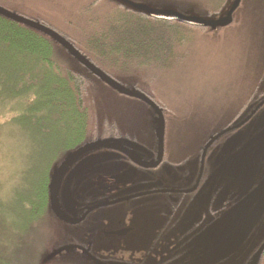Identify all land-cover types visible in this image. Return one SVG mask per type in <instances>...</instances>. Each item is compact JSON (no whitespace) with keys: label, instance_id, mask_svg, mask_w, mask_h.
Returning <instances> with one entry per match:
<instances>
[{"label":"rangeland","instance_id":"obj_1","mask_svg":"<svg viewBox=\"0 0 264 264\" xmlns=\"http://www.w3.org/2000/svg\"><path fill=\"white\" fill-rule=\"evenodd\" d=\"M3 1L4 4L0 3V5L12 13L23 17H28L29 15H40L45 19L47 17L55 26L72 33L84 46L83 49L87 47L96 54L99 61L108 69L111 77L130 78L127 83L124 82L126 85L134 82L133 78H139L138 84L156 83L158 93L155 95L159 99L165 100L170 105L171 111L170 116L167 118L161 142L164 150H167L169 157L173 159H178L186 154L191 156L189 164L178 170L170 166L172 168L171 178L180 179V183L185 177L184 174H189V171L195 168L198 170L200 165L198 164L199 156L196 150L204 142V138L211 135L214 128H219L211 125L214 123L220 125L232 119L239 105L249 97L250 87L255 86L259 80L263 79L264 81V0H245L242 10L238 9L236 11V13H239L235 15V21L227 28L203 32H190L187 31L188 29L182 28L178 31L183 34L182 36L186 40L184 44L174 42V45H170L165 53H154L152 55V51L142 50L144 44H141L140 31L143 26L136 22L129 28L138 31L135 38L137 43L131 44L129 38H126V42H124L123 36L125 34L124 31L128 29V21H126L128 17L124 12L116 10L114 5H110V1L101 2L96 8L94 7L88 12L85 11L82 16L75 15L74 9L77 10L79 8L82 10V8L88 7L91 0ZM132 1L152 5L155 3L154 0ZM207 1L199 3L198 7L194 5L192 9H184H191L198 14H200V11H202L201 13H208V7L211 3ZM156 5L162 6L158 5V3ZM211 5L215 8L216 3ZM202 15L205 16L204 14ZM89 18L95 19V22L87 20ZM26 54L24 56L26 61L20 60L23 62L22 64L14 60H0V66L4 69L10 67L19 70L25 69L31 66L29 59L33 57L30 53ZM123 62H127L128 65L134 62L140 63V66L123 68L121 65L118 67V64ZM12 71L14 70L2 69L0 76ZM123 87H125L124 84ZM125 88H128L127 91L129 92L140 95L137 89H133V84ZM99 89L102 94V105L98 106L100 116L106 115L109 120L115 117L119 125L131 120L134 122V114L140 113V108H143V104L140 101L124 99L111 92L109 94L103 88ZM262 102L263 100H257L256 103V106H259L256 114L259 116L256 119L257 123L255 124L253 120L252 127L246 129V132L244 127L238 129L231 139L221 145L220 152L211 155V164L217 162L216 167L251 134L264 127V115H262L264 113V105H261ZM154 114L155 112L152 115ZM10 116L11 113L0 111V126L4 124L3 131L0 132V201L3 202L4 208L11 210L16 215L21 210V204L33 199L35 194L38 196V200L40 199L39 209L43 210V199L46 195V183L48 181L49 159L51 157L48 154L54 153L60 145H74L83 138V135L79 139L78 137L81 135L77 133L75 137L78 139L69 138L64 141L66 126L58 118L50 121L44 119L42 127L29 129L17 121L11 124L7 123L10 120ZM152 117L155 120L154 126L156 127L158 120L155 116ZM148 119L149 112L140 115V120L143 123H148ZM147 130L144 135L140 134V138L142 136L147 138L146 140L140 139L144 142H140V154L149 159L154 153L159 152V141L161 140L150 134L149 129ZM139 133L140 131L136 129V134ZM113 140L120 141L122 139L115 138ZM121 144H126L127 148L131 150L133 149L130 146H138L137 143H132L128 139L123 140ZM56 152L58 153L59 150ZM42 154L45 155L44 160L41 158ZM263 158V156L258 158L259 164L264 163ZM148 159L147 161H149ZM66 160L67 158L56 160L51 167V175H54L55 172L66 166L62 172L59 171L56 189H54L55 208L63 213L62 193L64 180L77 158L70 162ZM238 161L242 162V159ZM238 161L232 164L236 168L239 165ZM258 165L256 164L257 168L259 167ZM250 167L245 172V178L242 182L238 183L239 180H234L232 183L231 181L223 182L226 184V191L231 189L226 195L223 196L219 192L214 193L215 196H223L224 201L214 200V198L209 201H212L211 204L216 206L225 203L226 207H224L222 215L212 218L215 220L214 228L209 230L207 238L204 237L206 245L214 240L220 242L214 248L209 247L208 255H205L206 261L215 262L216 258L214 256L227 254L229 261L225 264H234L233 260L235 259L232 253L235 250L243 249L244 246L241 243L245 238L264 237V201L258 198L263 188L264 167H261L263 172L261 182L253 179L255 165ZM203 168L204 164H201V169ZM174 170H177V173H174ZM256 170L258 171V169ZM209 171L212 170L210 169ZM140 172L141 182L144 179L152 181L155 177L154 174H156L157 178H160L162 175L156 172L162 173L164 171L141 170ZM233 175L234 173L229 174L228 177H233ZM63 177L64 180H61ZM256 182L258 183L256 184ZM148 183L146 182L145 184L147 185ZM253 185H255L254 188ZM154 186L149 183L146 187L152 189ZM234 193L240 194V197H233ZM157 205L161 204L155 202L153 197L140 198V200L133 199L127 206L122 205L112 208L107 215L112 219L121 217L129 224L135 225L137 232L138 228H140L141 233L142 226L148 222L154 223L157 221L155 216V211L158 210ZM51 206L53 205L50 200L49 209ZM192 207L198 206L193 203ZM49 209H47L48 212L46 214L49 213ZM37 214L39 215V213ZM49 215L51 216L50 213ZM4 217L9 221L11 220L10 215H5ZM53 221L51 230H54L59 243L50 246V252H52L46 258L47 262L53 264H128L121 259H112L103 254L121 253V249L127 244L128 247H131L129 249H136L133 246L137 244L138 240H129L128 243L122 241V239L110 238L107 242H99L102 244L95 247L97 253H102L100 255L107 258L103 259L94 251L90 253L87 244H81V247L77 246L74 240L75 227L69 229L68 226L58 220L54 219ZM16 223L17 221L14 220L11 224L15 227ZM56 227L59 229H56ZM21 230L13 237L15 243L19 242L24 234V231ZM51 230L50 228L47 229L46 236L50 234ZM144 241L145 237L143 239L140 237V245ZM58 246L66 247L60 252L59 249L62 247L58 248ZM128 252L134 253L137 250H129ZM99 258L101 260H98ZM206 261L193 260L194 264H204ZM147 262L153 264L154 261L149 260ZM131 264H140V261H135Z\"/></svg>","mask_w":264,"mask_h":264},{"label":"flooded vegetation","instance_id":"obj_2","mask_svg":"<svg viewBox=\"0 0 264 264\" xmlns=\"http://www.w3.org/2000/svg\"><path fill=\"white\" fill-rule=\"evenodd\" d=\"M95 1L98 3L102 1H110V5H114L116 10H120L124 12V14L131 12L130 14L132 16L140 18L139 12L130 9L119 0H91L92 3ZM176 1L177 0H169L170 4H175ZM203 1L207 0H201V2ZM223 1L224 0H208L207 2H210L211 4L216 3L215 7H219ZM244 1L245 0H242V6L240 5L238 8L240 11L244 6ZM211 4L208 8L214 7ZM128 9L132 11H129ZM201 12L202 11H200V13ZM235 13L233 22L235 21V15H237L239 12L236 14ZM141 15L146 16L144 14ZM221 15V12H210L205 17L211 18ZM28 17L31 19H37L36 21L38 22H40L38 19L40 17L42 18L40 15H29ZM146 17L148 19L156 20L148 16ZM233 22L230 25H232ZM179 24L190 26L183 23ZM195 28H199L200 30L188 29L187 31H213L209 28ZM224 28H219L217 30ZM69 42L73 45V42ZM78 50L98 69H103L104 65L102 62L92 61L85 53L82 52L81 49ZM78 65H81L89 70L80 62H78ZM121 65L123 68H129L130 66H140V63L134 62L131 65H128L127 62H123L122 64H118V67ZM102 71L106 74V76L114 81L116 85L105 81V79L102 77L96 76L91 71L90 72L94 75V77H91L87 80L102 81L107 85V88L117 93L120 97L132 101H140V103L143 104V108H140V113L138 112L137 114H134V122L131 120L127 123L123 122L120 125L117 123L114 127L116 121H112L113 119H110L108 121L107 128L104 127L102 131L100 129V131L90 136L91 140L93 141L92 143H95L98 140L108 141L116 138L122 140L128 139L130 142L132 141V143H137L138 146H130V148L133 150L128 149L126 144L121 147L117 145L118 147L113 148L112 142H105L104 144L106 145L95 153V155L104 156L105 160L90 167L85 173L79 175L78 179L76 178L72 184V198L77 203V211L75 217H72L73 220L65 223L64 220H60L51 209H49V213L56 221L58 220L64 225L68 226L69 229H71V227H75V243L79 247H81V244H87L89 246L90 253H93V251L97 253L95 247H97L99 244H102L99 242H107L110 238L122 239V241H126L128 243L129 240L134 239L135 241L138 240L137 244L133 246L136 247V249H129L131 247H128L127 244L121 249V253H104L103 255H107V257L112 259H121L128 264H131L135 261H140V264H150L147 262L149 260H153V264H194V259L206 261L207 258H205V255H208L209 247L211 246V248H214L218 246L220 242L214 240L206 245L204 237L207 238L209 230L215 223V220L212 218L222 215L224 207H226L225 203L223 205L216 206L211 204L212 201L209 202L212 198H214V200L224 201V195L215 196L214 189H209L207 185V182L211 179V176L213 175V177H215V174H211L212 171H209L210 169L212 170L211 155L219 152L223 143L232 137V135L238 129L242 128L247 121L250 123L251 119L256 116L258 112V107L256 106L257 100H263L261 105H264L263 79L256 82L255 86L250 87L249 97L244 100L241 105H239V108L237 112L233 114L232 119L227 120L225 123L223 122L220 125H216L215 123L211 125L213 127L219 128H214L211 135L204 138V142L197 148L196 151L199 156L198 164L200 165L198 170L195 168L190 170L189 174H184L185 177L180 183V179L171 178L172 168H170V166L173 167V169H180L186 164H189V161L191 160L190 155L186 154L178 159H173L169 157L168 153L166 152L167 150H164V146L162 152L160 147L159 152L154 153L149 159L140 154V142H142L140 139H147L146 136H142L140 138V134L144 135L148 131L147 129H149L150 134H153L158 138L157 127L154 126L155 122L152 116H155L158 121H160V118H163L164 125L166 126L167 118L170 116L171 112L170 105L165 100L159 99V97L155 95L158 93V86L156 83L152 82L150 84H138L139 78H133L134 82L128 84L130 86L133 84V89H137V91L140 92V96H144L153 102V104L146 99L133 95L137 93L127 91L128 88L125 87L128 85H126L124 82L127 83L130 78H115L109 75L108 69L105 70L106 72L104 70ZM150 80L153 81L154 79ZM120 82H122L125 87H123V84ZM148 112V123H143V121L140 120V115L144 113L147 114ZM154 112L155 114L152 115ZM136 129L140 131L139 134H136ZM147 159L149 161H147ZM124 163L126 164L125 166ZM201 164H204L203 169H201ZM129 168L137 169V177L130 183H116L113 179V176L126 171ZM141 170H162L164 172H156L162 175L160 178H157L156 174H154L155 177L152 181L144 179L140 182ZM177 170H174V173H177ZM136 181L137 183H135ZM146 182H149L151 185L155 186L150 189L146 187L149 185V183L146 185ZM50 184L51 181L49 175L48 181L46 183V195L43 199L44 206L50 201ZM209 185L213 187V184ZM216 189L220 191V188L216 187ZM147 197L155 198V202H159L161 205H157L158 210L155 211L157 221L154 223H146L144 226H142L141 233L140 228H138L137 232V227L135 225L129 224V222L124 221L121 217H115L112 219L107 215L108 211H110L112 208L122 205L127 206L129 202L133 201V199L140 200V198ZM37 198L38 196L34 194V199L31 200H33L35 203H38L39 200ZM28 203L30 204V201H28ZM193 203H195L198 207L193 208ZM2 204L3 202L0 201V205ZM121 230L129 231H127L125 235L121 236L113 233ZM46 231L47 230H45V232ZM140 237L141 239L145 237V241L141 245ZM241 244L244 246L243 249L235 250V252L232 253L235 259L233 260L234 264H252L257 252L261 248L263 250L256 264H264V237L245 238ZM129 250H137V252L127 253ZM97 254L101 258L107 259L100 255L102 253ZM214 257L216 258L215 262L206 261L204 264H225L229 261L227 254ZM101 258L98 260H101Z\"/></svg>","mask_w":264,"mask_h":264},{"label":"trees","instance_id":"obj_3","mask_svg":"<svg viewBox=\"0 0 264 264\" xmlns=\"http://www.w3.org/2000/svg\"><path fill=\"white\" fill-rule=\"evenodd\" d=\"M2 1L0 3L4 4ZM160 1L170 4L169 0ZM230 1L224 0L219 7H210L208 12L220 13ZM100 3L91 2L88 7L82 8V10L74 9V13L77 16H82L85 11L88 12L94 7L96 8ZM199 3H202L201 0H177L175 6L183 11L187 8L192 9L194 5L198 7ZM130 13L126 14L128 29L124 31V42H126V38H129L131 44L137 43L135 38L138 31L129 28L136 22L143 26L140 31L141 44H144L142 50L152 51L151 55L165 53L174 42L184 44L186 40L178 30L182 28L200 30L176 22L148 19L141 13L140 18H137ZM209 13L202 14L207 16ZM46 19L40 17L38 20L73 42V45L81 49L92 61L99 62L92 50L87 47L83 49L84 46L76 36L55 26L50 19ZM87 20L95 22V19ZM26 53L33 55L29 59L31 66L25 69L20 68L21 70L13 67L4 69L0 66L3 70H14L0 76V111L11 113L7 123L11 124L17 121L26 128L35 129L39 126L42 127L44 119L50 121L58 118L66 126L64 141L69 138L80 139L83 135V138L74 145H60L54 153L48 154L51 155L48 167V177L50 175L51 181V167L56 160L65 159L75 149L92 143L90 136L100 129L102 131L104 127L107 128L109 119L106 115L100 116L98 108L99 105H102V94L99 88L105 89L109 94L111 92L120 96L107 88V85L102 81L87 80L94 75L83 66L78 65L76 59L52 38L0 14V60H14L22 64L26 61L24 60ZM102 70L107 69L104 66ZM112 121H116L115 127L118 123L116 118L114 117ZM3 127L4 124L0 126V132L3 131ZM77 133L81 135L78 138L75 137ZM57 150H59L58 153ZM41 158L44 160L45 155L42 154ZM49 205L50 201L43 207V210H40L39 202L35 203L30 200V204L28 201L21 204V210L16 215L11 210L4 208V204L0 205V264H53L47 262L46 258L49 257V254L51 255L50 246L59 242L54 230H51L54 222L53 217L49 213L46 214ZM5 215H10L11 220L6 219ZM14 220L17 221L15 227L11 224ZM49 228L51 232L46 236L45 230ZM20 230L24 231V234L21 240L15 243L13 237ZM61 247L63 246H58V248Z\"/></svg>","mask_w":264,"mask_h":264},{"label":"water","instance_id":"obj_4","mask_svg":"<svg viewBox=\"0 0 264 264\" xmlns=\"http://www.w3.org/2000/svg\"><path fill=\"white\" fill-rule=\"evenodd\" d=\"M119 1L125 4L130 9L137 11L141 14H144L150 18L156 19V20L176 21V22L194 26V27L209 28L213 31L219 28H224V27L229 26L233 22L234 13L238 10V8L240 7L242 3V0H231L229 4L221 12L222 14L221 16L207 18L203 15L195 13L191 9L181 11L177 6H175V4L162 3L156 0H154L155 1V3H153L154 5L143 3V2L141 3L134 2L132 0H119ZM157 3L158 5L160 4L162 6H157L156 5ZM0 14L6 16L7 18L15 22L27 25L49 36L60 46H62L67 51H69V53L73 55L78 62L83 64L85 67H87L96 76L102 77L103 79H105V81H108L109 83H112L113 85H116V83L112 81L108 76H106V74L102 70L98 69L93 63L90 62L89 59H87L84 55H82V53L74 45H72L68 40H66L59 32H57L53 28L46 26L29 17H23L18 14L12 13L6 8L2 7L1 5H0ZM133 95L139 98L141 97L143 99H146L147 101H150L144 96H140L139 94H133ZM262 115H264V113H262ZM258 117L259 116L256 115L255 117H253V119H251L250 123L249 121L245 123V125L243 126L245 128L244 129L245 132H246V129H248L249 127L250 128L252 127L253 120L255 124L257 123L256 119ZM156 127H157L158 139L161 140L159 141V143L161 147L160 150L162 152L163 143L161 142H162V137H163L164 128H165L163 118H160V121H158ZM231 138L232 137H230L229 139ZM105 142L106 143L112 142L113 148L118 147V146L120 147L123 146L121 144L123 140H120V141H115L113 139L108 140V141L98 140L95 143H88L84 145L85 147L81 146L80 148L75 149L73 152L69 153L67 160H69L70 162L71 160H74L75 158H77V161L75 160V163H73V166L69 170L66 176V179L64 180V177L63 179L61 178V180H64V184H65L63 185L64 189L62 193V203L64 207V213L58 210L57 208H55L56 201L54 202L55 200L54 189H56L55 186H56V182L58 181V176L60 173L59 171L62 172L66 166H63L60 170L55 172L54 175H52L51 184H50V200L52 201L53 206H51L50 209L54 212V214L57 215V217L60 220H64L65 223H67L70 220H73L72 217H75L76 211H77V203L72 198V193H71L72 184L76 178L78 179L79 175H81L82 173H85L90 167L98 163H101L105 160L104 156L95 155L96 151L101 150L102 147L106 145L104 144ZM261 156L264 157V127L260 128L254 134H251L240 146H238L237 149H235L228 156H226L216 167L215 165L217 162L212 164L211 174L214 173L215 177H213L212 175L211 179L208 180L207 185L209 189H214L215 191L214 193H216L217 191H219L216 189V187H218L220 188L219 193L222 195H226V193L230 191L231 189H228L226 191V186H225L226 184H224L223 182L231 181L232 183L234 180H239L238 183L242 182L245 178L244 176L245 172H247L248 169L251 168L250 167L251 165H255L256 167L255 173L253 174L254 175L253 179H255L254 181L259 180L258 182H261L263 179V172L261 171L262 169L261 167H264V163L259 164L258 163L259 161H257L259 157L261 158ZM240 158L242 159V162L238 161V160H241ZM235 161L239 162V165L237 166V168L234 167V165H232L233 162ZM256 164L257 165L259 164L258 168ZM256 169H258V171ZM233 173H234L233 177H228L229 174H233ZM136 177H137V169L129 168L126 171H123L113 176V179L116 183L122 184V183H130ZM258 182H256V184ZM209 184H213V187H211ZM254 187L255 185H253V188ZM236 196L240 197V194L234 193L233 197H236ZM258 198L261 201H264V182H263V188L260 192V195H258ZM213 228L214 227H211V229ZM127 231L129 230H121V231H117L113 233L121 236V235H125ZM64 247L59 249V251L61 252ZM262 250L263 249L261 248L257 252L252 264H256L258 262V259H259V256Z\"/></svg>","mask_w":264,"mask_h":264}]
</instances>
